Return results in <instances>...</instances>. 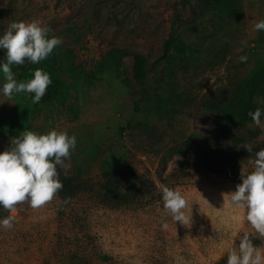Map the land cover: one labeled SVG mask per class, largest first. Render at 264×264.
Wrapping results in <instances>:
<instances>
[{"label": "rangeland", "instance_id": "1", "mask_svg": "<svg viewBox=\"0 0 264 264\" xmlns=\"http://www.w3.org/2000/svg\"><path fill=\"white\" fill-rule=\"evenodd\" d=\"M241 8L238 19L214 21L196 0H0V34L13 21L38 20L49 36L62 39V47L73 48L84 70L69 91L70 101L34 104L30 93L0 95V151L25 130H66L77 145L65 161L68 168L57 167L59 177L98 181L108 168L129 165L154 183L142 198L119 207L87 193L66 206L57 195L37 208L19 203L0 216L16 217L11 229L0 228V264H226L228 248L244 233L264 250V236L227 194L239 183L197 171L169 152L189 136L213 141L216 117L200 99L264 62V31L252 30L264 19V0H241ZM171 36L201 52L187 71H176L177 91L188 94L187 104L157 114L146 98L155 92L168 96L159 84L165 66L160 55ZM112 49L127 52L120 70L99 65ZM134 53L144 57L140 85L134 83ZM5 55L0 49V60ZM240 55L247 60L240 62ZM139 122L149 130L135 126ZM246 133L244 145L264 139V128L253 122ZM225 144H231L229 138ZM252 160L241 161L239 170L251 171ZM163 186L188 201L184 211L191 214V225L174 223L163 208Z\"/></svg>", "mask_w": 264, "mask_h": 264}, {"label": "trees", "instance_id": "2", "mask_svg": "<svg viewBox=\"0 0 264 264\" xmlns=\"http://www.w3.org/2000/svg\"><path fill=\"white\" fill-rule=\"evenodd\" d=\"M196 1L205 10L212 12L214 21L235 20L242 14L241 0ZM200 52L201 49L184 38L173 42L171 36L164 41L160 58L165 60V66L159 84L168 96L163 92L148 95L147 105L152 112L169 114L187 104L188 94L177 91L176 71L178 68L187 71ZM126 55V51L112 49L103 57L99 65L101 68L114 67L120 70ZM133 58L134 83L140 85L145 80L144 57L134 53ZM37 68L47 71L52 81L41 98L42 101L51 99H59L61 102L70 101L72 94L69 91L76 86L84 72L82 66L75 61L73 48L62 47L61 44L44 60L35 64L25 60L22 65H13L12 71L19 78L31 79ZM65 76L72 81L66 82ZM88 76L90 78L91 75ZM200 105L216 117L213 126L215 139L198 141L194 136H189L171 146L170 154L178 155L197 171H211L240 183L239 163L253 158L243 147L248 141L246 129L252 123L248 113L257 107L264 109V62L253 67L244 78L234 79L213 89L200 99ZM135 126L149 130L145 122H139ZM228 138L231 144H225ZM249 144L253 145L255 152L264 148V139L261 141L256 139ZM59 179L63 182V187L56 195L62 200L63 206L83 193L93 195L99 203L109 207L129 205L146 195L154 185L153 181L139 175L129 165H115L108 168L98 181L75 175L61 176ZM8 211L0 206V216Z\"/></svg>", "mask_w": 264, "mask_h": 264}, {"label": "clouds", "instance_id": "3", "mask_svg": "<svg viewBox=\"0 0 264 264\" xmlns=\"http://www.w3.org/2000/svg\"><path fill=\"white\" fill-rule=\"evenodd\" d=\"M252 30L264 31V19L257 20ZM61 43L62 39L49 36L48 29L38 20L11 22L0 34V49L6 50L5 59L0 60V73L4 78L0 95L11 97L14 93H30L32 102L39 103L52 82L49 73L37 68L31 79L18 81L12 66L22 65L25 60L38 63ZM241 44L246 47L247 41H241ZM237 59L245 62L247 56L240 55ZM248 115L258 128H264V109L257 107ZM76 145L74 133L56 128L46 133L25 130L13 137L10 146L0 151V206L14 210L16 205L27 201L37 208L51 201L63 187L57 167L68 168L65 161ZM243 147L253 157L254 168L241 172V182L227 194L233 207L243 210L255 232L264 236V148L254 152L252 144ZM162 200L163 208L174 223L191 225V214L184 211L189 208L188 201L179 191L163 186ZM15 221L16 217L12 215L0 217V228L11 229ZM226 264H264V250L244 233L239 236L238 244L228 248Z\"/></svg>", "mask_w": 264, "mask_h": 264}]
</instances>
